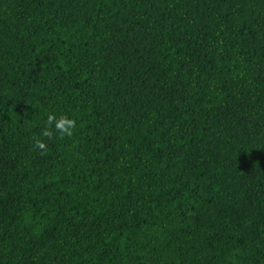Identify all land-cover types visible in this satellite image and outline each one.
I'll list each match as a JSON object with an SVG mask.
<instances>
[{
    "label": "trees",
    "instance_id": "trees-1",
    "mask_svg": "<svg viewBox=\"0 0 264 264\" xmlns=\"http://www.w3.org/2000/svg\"><path fill=\"white\" fill-rule=\"evenodd\" d=\"M0 264H264V0H0Z\"/></svg>",
    "mask_w": 264,
    "mask_h": 264
},
{
    "label": "clouds",
    "instance_id": "clouds-1",
    "mask_svg": "<svg viewBox=\"0 0 264 264\" xmlns=\"http://www.w3.org/2000/svg\"><path fill=\"white\" fill-rule=\"evenodd\" d=\"M77 129V120L68 114L49 112L44 121V126L38 136L33 137V147L41 155L48 153V141L54 138H71Z\"/></svg>",
    "mask_w": 264,
    "mask_h": 264
}]
</instances>
